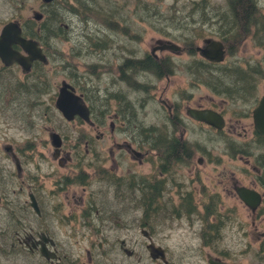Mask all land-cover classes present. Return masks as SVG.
<instances>
[{"label": "flooded vegetation", "instance_id": "flooded-vegetation-1", "mask_svg": "<svg viewBox=\"0 0 264 264\" xmlns=\"http://www.w3.org/2000/svg\"><path fill=\"white\" fill-rule=\"evenodd\" d=\"M221 1L223 4L213 14L222 15L217 38L205 39L221 42L225 56L235 55L242 46L248 51L247 58L238 60L250 82L244 91L246 108L243 113L234 112L231 118L227 114L229 109L224 105L222 108L219 99L222 104H228L230 98L234 102L240 91L231 94L210 80L213 90L203 84L205 71L197 61L206 63L209 69L223 63L209 62L196 51L197 47H203L205 39L195 46L193 56L189 54L191 46L178 44L182 39L156 40L143 56L129 53L121 63L112 65L114 70L105 69L101 79L107 81L103 87L97 70L87 69L108 58L110 47L105 42L94 46L99 50L91 55L103 57L94 60L98 64L88 63L85 68L76 64L69 68L68 77L54 86L46 82L48 78L44 75L49 62L34 61L25 72L17 64L5 66L0 60V80L6 79V83L20 88L26 98L23 101V96L11 97L12 93L8 103L3 102L1 124L5 110H12L29 128L27 136V129L23 130L27 141L17 148L6 142L11 138L8 129L0 131V264H9V258L26 262L28 254L38 256L41 264H107L102 256L97 259L92 250L95 242L101 249L103 242L108 241L102 236L106 228L119 232L126 229L136 236L139 232L146 250L149 243L161 247L155 241L157 230L153 229L158 226H165L172 233L165 235L164 241L185 236L180 233L186 232L182 227H187L190 235L201 243L198 248L204 253L205 264L210 261L237 264L235 258L250 250L252 226L260 227L259 251L264 261V122L262 133L254 122V112L264 98V0ZM8 22L0 24V32ZM117 30L123 34L130 31L126 25ZM225 31L229 33L228 42L220 36ZM168 42L181 50H166ZM12 48L23 53L17 45ZM183 54L189 56L186 61L194 64L189 72L188 62L178 64L170 57ZM79 55L81 52L75 50L73 56ZM14 68L21 72L19 83L15 82ZM150 76L154 79L153 86ZM63 82L81 98L88 119L74 114L68 120L56 108ZM204 87L208 90L202 91ZM152 90L158 97L153 94L150 100L159 106L154 115L152 110L148 111L147 99L137 108L134 102L140 105L141 101L128 99ZM45 97L49 98V104L45 103ZM47 111L60 121L57 128ZM198 111L217 113L224 125L218 128L196 120L192 112ZM44 119L50 125L46 129L48 139L38 142L34 132L38 125H44ZM141 121L146 127H139ZM117 135L121 138L117 139ZM222 135L228 138L222 141ZM220 142L226 148L222 155ZM235 142H245L242 146L250 149L229 151L226 146ZM37 143L40 150L25 155L35 151ZM45 166L50 169L47 173ZM243 188L253 191L254 198L243 201L238 194ZM54 226L62 229L68 239L75 238L76 227L95 229L94 234L85 235L92 237L90 248L75 257L74 250H66L62 243L60 246ZM233 228L238 243L243 245L237 255L214 246L215 242L225 240L228 230ZM109 238L127 242L123 236ZM161 248L166 264H181L184 258H193L184 250L175 252L171 258L170 251ZM42 249L47 250L48 258ZM93 258L97 261L93 262ZM149 258L153 264H163Z\"/></svg>", "mask_w": 264, "mask_h": 264}, {"label": "rangeland", "instance_id": "rangeland-1", "mask_svg": "<svg viewBox=\"0 0 264 264\" xmlns=\"http://www.w3.org/2000/svg\"><path fill=\"white\" fill-rule=\"evenodd\" d=\"M62 1L63 0H61L58 4H54L55 6H52L53 4L44 5L41 0H12V4L10 3V0H0V24L8 21H17V19H20L21 21L31 20L32 13L34 11L40 12L45 16L46 12L50 9H56L62 14L64 20L62 25L65 26V29H69L66 33L67 41H55L52 43V50L55 53L49 58L48 65L44 67V75L48 78V81H45L47 83L49 82L48 84H51V86H54L56 83L59 85L61 80L66 79L69 75V68L75 66L76 64L82 66L83 68L89 65L88 63L96 62V64H98L97 61L103 57H91V55L94 54V50H99V48H95L94 46H100L104 42L107 47H110L107 51L109 54L108 58L105 59V61H100L98 66H90L87 69H93V71L97 70L99 80L102 78L104 70H114L115 67H112V65H114L115 62L121 63L123 56L129 53L132 55L135 53L137 56H143L146 52H150L151 47L155 45L156 40L169 39L171 37L178 38L179 40H189L192 42L194 40L196 41L197 39L195 36L201 33L204 34L203 37L197 40V45H201L202 40L208 38L209 36L217 38L218 28L221 25L220 17L222 15L213 14L217 7L223 4V1L221 0H76L77 2H84L85 4H83V7L87 9L80 11L79 15H75L74 13L60 11L64 8ZM69 1L74 3L75 0ZM75 6L76 8H79L78 5ZM156 6L159 8L157 9ZM102 15H105L106 18L107 15H110L111 18L116 19V21H108L109 23H116V27L126 25L130 30L129 33L123 34L122 31H118L117 29L115 30L110 26H107L102 21ZM173 16L177 17L174 22L172 21ZM185 17L188 18L185 19ZM214 17H216L217 20ZM104 21L106 22L107 20L104 19ZM37 24L34 26V31L37 30L36 27L39 28V26H41V23ZM91 39V44L87 45L90 43ZM182 40L180 43L178 42V44L188 47V45H185ZM92 42L96 43L92 44ZM75 50L81 52V55L74 57L73 53ZM247 55V47L246 49H243L242 46V48L238 49V52L235 55L227 53L223 63L217 66L216 69L203 72V80L209 79L211 82L213 81L212 83L218 85L220 89L231 91V94L237 93V90L240 91V97L235 98L234 102L231 101L230 98L227 99L228 104L224 102L222 104V101L219 99V102H221L222 105L221 107L223 108L224 105V108L229 109L227 112L229 118L234 115V112L243 113L246 108L244 91L248 90V83L250 82H248V78H246V74L243 72L245 67L243 65H238V60L247 58ZM170 57L178 64L188 62V72L190 67L194 66L192 62L186 61L187 59L189 60L188 55L186 56L183 54L180 57L170 55ZM165 58L167 57L165 56ZM14 69L16 70L13 72L16 77L15 82L19 83L21 82V72L18 68ZM192 70L194 72L196 71L195 68ZM212 75L214 76L213 78ZM259 77L260 76L257 78ZM150 79L152 80L151 85L153 86L154 79L153 77L151 78V76ZM10 80L13 81V79ZM259 80L260 79H257L255 83L256 85H258ZM106 81L107 80L101 79L100 86L103 87ZM6 82V79L0 80V95H2L0 96V106L4 105L3 102L8 103L7 100L12 93L13 95L11 97L23 96L22 100H26L24 93L20 90V88L15 87L11 82ZM82 83L85 85L86 81H82ZM161 86L163 87L164 84ZM207 90L208 89L205 87L202 89V91ZM154 91L155 90H152L148 94L137 93V95L133 96L130 94L131 97L128 99L132 100L137 98L141 101L140 105H137L136 102H134L135 108H137V106H141L142 101L147 99L146 105L148 111L152 110V114L154 115L153 112H156L155 109H158L159 107L157 103H153L150 100V96H153V94L155 97H158ZM4 96H6V98L3 99ZM48 99V97H45L44 101L49 104ZM126 104H128V102H126ZM45 112L46 110H44V113ZM47 112L49 113L53 124L57 128L60 121H58L51 114V111ZM156 116L158 115L156 114ZM4 117L3 124H1L0 120V131L2 130L3 132H6L3 128H6V130L8 129L7 131L10 132L12 138H6V142L11 143V145L15 148H17V146H22L23 142L27 141V139L24 138L23 130L27 129V133L25 135H29L28 125L26 123L22 124L12 110H5ZM231 122L234 121L231 120ZM41 126H43V128ZM49 126L50 125H48L46 119H44V125H38V129L34 132L37 133L38 142L41 140L46 141L48 139L46 129L49 128ZM139 127H146V124L141 121ZM18 138L21 139L18 140ZM118 138H121V136L117 135V139ZM220 138L223 139L222 141H225L228 137L226 135H222ZM101 142L106 141L103 140ZM233 144L234 145L229 147L226 146L229 151H231V149L234 150L242 148L243 151L247 152L250 149L247 148V146H242L245 142H235ZM251 144L255 145L253 143ZM238 145H240V147H238ZM36 150H40L38 143L36 144L35 151L25 152V155L27 153L34 154ZM224 151L226 152L225 144L220 142L219 153L221 155L225 154ZM45 155H48L46 151ZM29 167L32 166L29 165ZM49 170V167L45 166L44 172L47 173ZM101 212L102 210H99V213ZM239 213L241 212L239 211ZM184 225L186 224L184 223ZM55 229L60 246L62 243L67 247L66 250H74L75 257H78V255L80 256L84 253L85 249L90 248V239H92V237L87 238L85 235L95 233V229L76 227L75 238L68 239L64 237L62 229L56 227ZM153 229L157 230V236H155L156 243L165 248L167 251H170L169 256L171 258L175 257V252L178 254V251L184 250L186 251L187 256L193 255V258H184L181 264H205L203 256L204 253L200 252V249L198 248L201 243L198 239H195L190 235L191 232L187 227H182V229L186 232L182 231L180 233L185 234V236H182L180 239L172 237L169 241L163 240L165 235H172V233L170 234L168 232V229L165 226H158V228L154 227ZM106 230L107 232H103L102 236L108 238V241L103 242L101 249L97 248L96 242L92 248V250L95 251V257H97V259H100V256H102V259H105L107 264H153L145 250V242L140 238L139 232L136 236L135 232H128L126 229L122 232L109 228H106ZM261 231L262 228L252 226V233L249 238L251 243L250 250H248L247 254L239 255L235 258L237 264H264L259 251V237ZM222 233L224 234V232ZM235 234L234 228L233 230L229 229L226 239L221 242H215L214 246L222 250H229L235 255L239 254L243 249V245L238 243ZM111 235L116 237L123 236L127 240L126 243L129 250H134V253L136 254L139 252L144 256L145 260L140 261V258L135 256H133L132 259H129L128 257L131 255L130 251L128 250L127 254L123 255L121 245H118V247L115 248L116 252H111L113 244L117 242L115 238H109ZM117 243L121 244L122 242L119 241ZM197 249L199 251H197ZM33 256H35V258H39L36 255ZM9 259V264H39L37 261H28V257L26 262H23L20 258ZM97 259L93 258V262H96Z\"/></svg>", "mask_w": 264, "mask_h": 264}, {"label": "water", "instance_id": "water-1", "mask_svg": "<svg viewBox=\"0 0 264 264\" xmlns=\"http://www.w3.org/2000/svg\"><path fill=\"white\" fill-rule=\"evenodd\" d=\"M57 0H41L44 5L51 4ZM42 14L34 11L31 19L35 22L42 20ZM17 45L20 47L23 53L16 51L12 46ZM166 50L176 52L181 50L179 46L174 43L168 42ZM196 51L207 61L214 63H221L225 59V50L223 44L214 39H205L203 41V47H197ZM0 60L5 66L13 64L19 65L25 72L29 71L31 64L34 61L46 63L47 59L43 54L42 48L39 43L33 39H27L22 36V30L17 21H10L3 25L0 32ZM72 89L65 82L62 83L59 89V94L56 99V108L63 114V116L70 120L74 114L80 115L83 119H88V111L81 98L75 96ZM193 117L196 120L205 122L207 124L221 128L224 125L223 118L217 113L211 111H198L192 112ZM264 98L261 105L254 112V122L257 130L262 133L264 120ZM57 137V136H54ZM53 137V139H54ZM254 192L247 189L238 190V194L243 201H248L250 198H254ZM37 211V208H35ZM146 250L149 256L153 260H160L163 264H166V258L161 247H156L153 243H149L146 246ZM42 254L48 258L47 250L42 249ZM209 264H224L220 262L210 261Z\"/></svg>", "mask_w": 264, "mask_h": 264}, {"label": "trees", "instance_id": "trees-1", "mask_svg": "<svg viewBox=\"0 0 264 264\" xmlns=\"http://www.w3.org/2000/svg\"><path fill=\"white\" fill-rule=\"evenodd\" d=\"M61 0H57L51 4H53L52 6H55L54 4H58ZM63 9L60 10L62 12H67V13H74L75 15H79L80 11H84L87 8L83 7L85 4L84 2H77L76 0L73 2L69 1V0H63ZM10 3L12 4V0H10ZM14 5V4H13ZM50 5V4H48ZM75 5H78L79 8H76ZM157 9L159 8L158 6H156ZM147 9V8H145ZM42 14V13H41ZM42 20L40 22H35L34 20H27V21H21L20 19H17V21L20 23L22 32H23V37L25 38H30L33 39L35 41H37L39 43V45L44 49V52L46 54V57L48 59L49 62V58L52 57V55H54V51L52 50V43L55 41H67V35L66 33L68 32L67 29H65L64 25H62V23L64 22L63 20V16L60 12H58V10L56 9H50L48 12H46L45 16L42 14ZM99 19V18H98ZM107 20L106 22L104 21ZM177 19L176 16L172 17V21L174 22ZM185 19H187V17H185ZM102 21L107 25L110 26L112 29H117L116 27V23H109L108 21H116V19L111 18L110 15H107V18L105 15H102ZM39 24L41 23V26L36 27L37 30L34 31V26H36L35 24ZM37 24V25H38ZM204 34H197V36H195V38L201 39L203 37ZM220 36L223 37L224 42H228V37H229V33L227 31L220 33ZM197 40L195 41H189V40H185L188 44V46H191V51L189 52L190 55H194L195 51L194 48L197 45ZM91 43V42H90ZM197 63L200 65L201 68L204 69V71H209L211 69H209L210 67L206 65V63L202 64L200 62V60L197 61ZM240 74V73H239ZM203 84L206 87L211 88V83L209 81V79H204L203 80ZM213 90V88H211ZM46 90V89H45ZM118 245H121L122 250H123V255H126V252L129 250V247L127 245L126 242H122L121 244L119 243H115L113 244L112 248H111V252L115 251L116 252V247H118ZM130 251V250H129ZM134 250L130 251V253L132 254L131 256H129V259H132L133 256L135 257H139L140 261H144L145 258L142 254H140L139 252L133 253ZM28 261H37L39 262V264H41V261L39 258H35V256L28 254ZM38 264V263H37ZM126 264V263H125Z\"/></svg>", "mask_w": 264, "mask_h": 264}, {"label": "bare ground", "instance_id": "bare-ground-1", "mask_svg": "<svg viewBox=\"0 0 264 264\" xmlns=\"http://www.w3.org/2000/svg\"><path fill=\"white\" fill-rule=\"evenodd\" d=\"M47 5V4H46Z\"/></svg>", "mask_w": 264, "mask_h": 264}]
</instances>
